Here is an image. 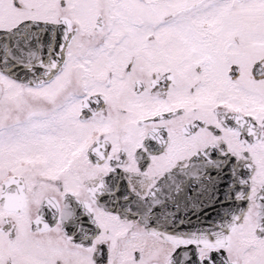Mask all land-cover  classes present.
I'll use <instances>...</instances> for the list:
<instances>
[{"label":"snow or ice","instance_id":"obj_1","mask_svg":"<svg viewBox=\"0 0 264 264\" xmlns=\"http://www.w3.org/2000/svg\"><path fill=\"white\" fill-rule=\"evenodd\" d=\"M0 264H264V0H0Z\"/></svg>","mask_w":264,"mask_h":264}]
</instances>
